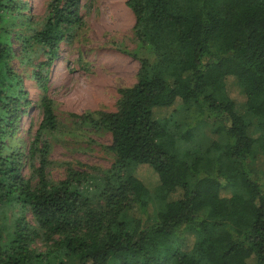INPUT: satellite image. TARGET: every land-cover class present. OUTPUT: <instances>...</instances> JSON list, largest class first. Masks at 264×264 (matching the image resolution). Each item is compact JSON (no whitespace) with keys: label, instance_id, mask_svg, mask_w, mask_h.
<instances>
[{"label":"trees","instance_id":"16d2710c","mask_svg":"<svg viewBox=\"0 0 264 264\" xmlns=\"http://www.w3.org/2000/svg\"><path fill=\"white\" fill-rule=\"evenodd\" d=\"M18 1L0 0V264H70L62 255L72 264H264V176L252 167L254 148L264 155V0H127L137 52L147 57L115 112L78 117L111 135L116 158L93 199L83 191L95 183L85 170L68 169L57 184L47 178L45 136L58 122L41 72L42 119L28 154L10 144L28 105L4 27ZM79 6L52 0L44 29L23 40L25 51L31 41L46 49L40 71L56 61L66 28L81 24ZM179 110L188 128L209 125L224 144L203 150L177 123ZM144 169L154 188L139 176ZM12 206L19 211L9 224ZM39 237L44 254L33 248Z\"/></svg>","mask_w":264,"mask_h":264},{"label":"rangeland","instance_id":"374dc122","mask_svg":"<svg viewBox=\"0 0 264 264\" xmlns=\"http://www.w3.org/2000/svg\"><path fill=\"white\" fill-rule=\"evenodd\" d=\"M51 1L19 0L22 9L9 17L4 25L10 32V67L22 81V89L28 95V105L25 106L20 127L10 144L24 155L28 154L42 119V91L35 76L41 72L47 76V96L52 100L58 122V130L45 136L49 144L50 162L46 169L47 178L52 184H57L65 179L68 169L85 170L95 183L89 181L83 191L85 196L93 199L98 179L111 169L116 158L110 150L111 135L105 130H95L78 117L115 112L121 97L120 90L136 85L139 60L147 57V54L137 52L135 17L126 6L127 0H80L81 24L66 28L58 44L56 61L49 71L46 67L40 71L39 66L47 61L46 49L31 41L29 49L25 51L23 40L44 29ZM232 98L237 102L236 113L245 115V106L239 102L237 94L233 93ZM182 112L179 110L177 123L188 128L189 123L184 120ZM188 129L203 150L213 142L224 144L222 136L213 134L209 125L196 124ZM248 133L251 137H257L259 130L251 126ZM254 150L256 154L252 167L254 172L264 176V155L256 147ZM22 162L23 176L34 185L36 180L32 178L31 167L26 159ZM138 174L149 188L158 184L151 171L139 170ZM223 194L227 195L228 192L224 191ZM18 211L17 206L6 208L4 216L9 224ZM25 217L33 225L28 210ZM33 248L42 254L47 251L40 237ZM60 258L65 263H74L69 256L62 255Z\"/></svg>","mask_w":264,"mask_h":264}]
</instances>
